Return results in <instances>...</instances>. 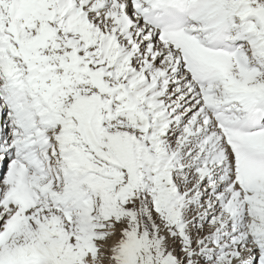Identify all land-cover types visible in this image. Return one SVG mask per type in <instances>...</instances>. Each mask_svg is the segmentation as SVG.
Returning <instances> with one entry per match:
<instances>
[{
  "label": "snow or ice",
  "instance_id": "1",
  "mask_svg": "<svg viewBox=\"0 0 264 264\" xmlns=\"http://www.w3.org/2000/svg\"><path fill=\"white\" fill-rule=\"evenodd\" d=\"M0 264H264V0H0Z\"/></svg>",
  "mask_w": 264,
  "mask_h": 264
}]
</instances>
